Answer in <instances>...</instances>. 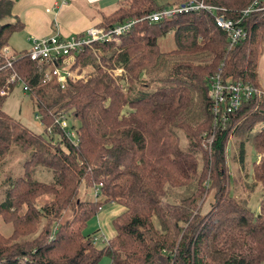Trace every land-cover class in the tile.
<instances>
[{"label": "trees", "instance_id": "16d2710c", "mask_svg": "<svg viewBox=\"0 0 264 264\" xmlns=\"http://www.w3.org/2000/svg\"><path fill=\"white\" fill-rule=\"evenodd\" d=\"M187 1L128 0L102 17L97 27L104 30L133 24L117 43H92L75 55L71 71L91 72L60 89L42 83L48 65L29 61L26 51L14 53L6 66L1 50L22 24L10 19L11 0H0V90L10 93L16 84L7 80L14 76L42 127L36 134L10 118L2 110L6 96H0V168L11 152L22 157L19 174L3 182L0 219L11 232L0 233V264H97L102 257L109 264L264 262V94L242 102L215 127L208 95L215 75L257 85L264 12L241 17L255 0H191L218 8L247 31L248 38L231 48L214 25L215 14L145 19ZM168 34L173 47L161 51L157 41ZM117 69L123 74L107 71ZM60 115L71 139L53 123ZM229 139L241 167L246 146L258 158L249 184V193L261 187L257 213L229 194ZM36 170L49 180H36ZM208 194L212 202L200 214ZM105 205L122 211L110 221L113 235L98 248V231L83 230Z\"/></svg>", "mask_w": 264, "mask_h": 264}, {"label": "built area", "instance_id": "2783aa9c", "mask_svg": "<svg viewBox=\"0 0 264 264\" xmlns=\"http://www.w3.org/2000/svg\"><path fill=\"white\" fill-rule=\"evenodd\" d=\"M204 11L206 13L215 14L213 21L214 25L225 34L229 48L236 45L239 41H244L248 38V33L240 27L237 22H233L223 17L219 13V9L213 6L204 5L202 3H194L189 0L183 4L172 8L162 9L159 12H154L147 16L149 22H156L162 18H168L176 13H187ZM264 12V0H255L250 5L240 11L241 17H247L251 13ZM133 24V21L127 20L124 23L109 29L91 27L81 34L70 37H61L52 35L41 39H33L29 49L25 52L29 61L37 65H48L42 74V83L53 82L60 89L64 87L67 80L73 79V71L70 66L73 63L74 56L80 54L85 48H90L92 43H102L113 41L121 34L126 32ZM1 54L6 59V66L10 67V61L16 58L15 54L7 47L2 48ZM7 83H15L22 85L14 76H11ZM23 92L26 88L22 85ZM9 89L0 90V96H7ZM261 93L250 83L230 82L222 80L218 75L211 78L209 83L208 95L211 100V114L213 118V127L223 125L230 114L235 112L242 102L249 99H255ZM38 120V117L35 116ZM55 125L63 132L68 139L73 137V133L68 129L65 118L60 115L54 122ZM49 133V129L46 130ZM211 138L205 139V143L201 146L203 149L210 144Z\"/></svg>", "mask_w": 264, "mask_h": 264}, {"label": "rangeland", "instance_id": "374dc122", "mask_svg": "<svg viewBox=\"0 0 264 264\" xmlns=\"http://www.w3.org/2000/svg\"><path fill=\"white\" fill-rule=\"evenodd\" d=\"M157 5L170 4L172 0H154ZM113 43H117L118 40H113ZM158 46L161 51H167L172 49L173 43L171 40L170 34L164 36L163 38L157 41ZM264 43V37H263ZM80 70V71H78ZM112 76H119L123 74V72L119 69L117 70H107ZM79 72V73H78ZM91 72V68L89 67H75L73 70V79H81V81H85ZM257 85L254 86L257 91L261 94H264V51L259 58L257 64ZM2 110L5 114H7L13 120L19 122L25 128L31 130L36 134H40L42 132V127L38 120L35 118V113L33 112V108L31 102L25 92L22 90V85H15L10 93L6 96V99L3 103ZM68 122V121H67ZM71 123V121H70ZM69 124V122H68ZM72 124V123H71ZM180 145H184V140L182 135L179 134ZM181 146V147H182ZM226 163L229 169V194L234 196L235 198H239L245 201L247 208L252 213H257L258 211V202L262 198L261 187L257 185L253 190L249 193V184H251L252 180H250V165L252 162L258 159L255 154L251 151L249 147H245L244 149V157H243V167H241L238 162L235 160L237 158L235 141L233 139H229L226 150ZM21 156L13 151L11 154L6 157V163L0 168V201L3 199L4 187L3 182L7 175L16 176L20 172V162ZM256 158V159H255ZM36 170L34 173V178L41 182H47L49 180V176L45 174L43 171ZM88 198H92L93 195L90 193L87 194ZM44 200H38V205H41ZM212 202L211 194H208L203 201L202 207L200 209V214H204L210 207ZM116 207V208H115ZM118 210L121 212V207L114 205H105L103 206L99 213L89 221H87L86 226L83 230V234L90 235L95 233V246L102 247L105 243L106 239L113 235V230L110 225L111 218L115 217L118 213H110V210ZM22 212V211H21ZM108 215L110 216L108 218ZM102 216L104 219L102 220ZM42 225V223H41ZM40 225V226H41ZM39 226V228H40ZM39 228L37 230V234L39 232ZM11 232V227L9 224H5L0 219V233L3 236H8ZM36 235V232L33 236ZM97 264H109V261L106 257H102Z\"/></svg>", "mask_w": 264, "mask_h": 264}, {"label": "crops", "instance_id": "0c3cea01", "mask_svg": "<svg viewBox=\"0 0 264 264\" xmlns=\"http://www.w3.org/2000/svg\"><path fill=\"white\" fill-rule=\"evenodd\" d=\"M11 2L10 19L19 21L22 27L9 38L7 48L13 53H18L27 51L33 39L52 35L67 38L81 34L91 27H97L102 17L123 6L128 0H11ZM115 208L110 210L109 215L120 213ZM101 218L103 220L104 216Z\"/></svg>", "mask_w": 264, "mask_h": 264}]
</instances>
